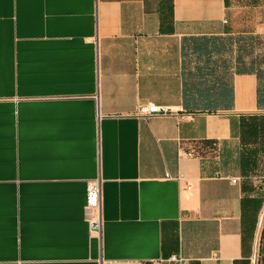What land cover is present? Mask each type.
<instances>
[{"label":"crops","instance_id":"1","mask_svg":"<svg viewBox=\"0 0 264 264\" xmlns=\"http://www.w3.org/2000/svg\"><path fill=\"white\" fill-rule=\"evenodd\" d=\"M263 39L264 0H0V264H251Z\"/></svg>","mask_w":264,"mask_h":264},{"label":"built area","instance_id":"2","mask_svg":"<svg viewBox=\"0 0 264 264\" xmlns=\"http://www.w3.org/2000/svg\"><path fill=\"white\" fill-rule=\"evenodd\" d=\"M172 109L168 106H159L156 104L141 105L138 107V112L143 115L169 114ZM233 183L236 182V178L231 179ZM85 216L88 223L89 232L91 235H99L101 231V182L99 178H94L88 181L86 188V200H85ZM263 213V211H262ZM264 226V218L261 222L260 216L258 221V228L256 237L254 240V249L250 257L251 264H258L259 260V241L261 231ZM186 264L187 260L180 255L172 254L164 259H159L157 264Z\"/></svg>","mask_w":264,"mask_h":264},{"label":"trees","instance_id":"3","mask_svg":"<svg viewBox=\"0 0 264 264\" xmlns=\"http://www.w3.org/2000/svg\"><path fill=\"white\" fill-rule=\"evenodd\" d=\"M258 264H264V226L261 231L260 241H259V260Z\"/></svg>","mask_w":264,"mask_h":264},{"label":"rangeland","instance_id":"4","mask_svg":"<svg viewBox=\"0 0 264 264\" xmlns=\"http://www.w3.org/2000/svg\"><path fill=\"white\" fill-rule=\"evenodd\" d=\"M262 52H263V55H264V39L262 40ZM264 61V60H263ZM262 209H264V205L262 207ZM262 212V211H261Z\"/></svg>","mask_w":264,"mask_h":264},{"label":"water","instance_id":"5","mask_svg":"<svg viewBox=\"0 0 264 264\" xmlns=\"http://www.w3.org/2000/svg\"><path fill=\"white\" fill-rule=\"evenodd\" d=\"M94 178H96V177H94ZM94 178H91V179H94Z\"/></svg>","mask_w":264,"mask_h":264},{"label":"bare ground","instance_id":"6","mask_svg":"<svg viewBox=\"0 0 264 264\" xmlns=\"http://www.w3.org/2000/svg\"><path fill=\"white\" fill-rule=\"evenodd\" d=\"M262 222V221H261Z\"/></svg>","mask_w":264,"mask_h":264}]
</instances>
